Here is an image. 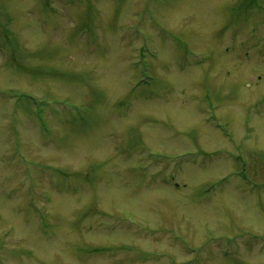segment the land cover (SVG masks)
<instances>
[{
    "label": "rangeland",
    "instance_id": "1",
    "mask_svg": "<svg viewBox=\"0 0 264 264\" xmlns=\"http://www.w3.org/2000/svg\"><path fill=\"white\" fill-rule=\"evenodd\" d=\"M0 264H264V0H0Z\"/></svg>",
    "mask_w": 264,
    "mask_h": 264
}]
</instances>
